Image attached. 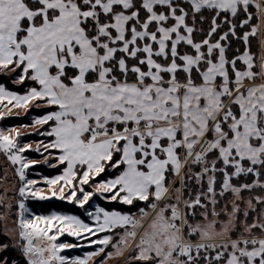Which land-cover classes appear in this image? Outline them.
I'll use <instances>...</instances> for the list:
<instances>
[{"label":"snow or ice","instance_id":"1","mask_svg":"<svg viewBox=\"0 0 264 264\" xmlns=\"http://www.w3.org/2000/svg\"><path fill=\"white\" fill-rule=\"evenodd\" d=\"M0 77V264H264V0H0Z\"/></svg>","mask_w":264,"mask_h":264},{"label":"rangeland","instance_id":"2","mask_svg":"<svg viewBox=\"0 0 264 264\" xmlns=\"http://www.w3.org/2000/svg\"><path fill=\"white\" fill-rule=\"evenodd\" d=\"M254 51H259V45L254 42ZM0 80H3L7 86L14 91L17 92H24L26 90V85H13L10 83L7 77H0ZM44 109H38L35 107H32L27 114L23 110L16 109L13 111L12 115L7 117L4 120H0V128L4 127H12L16 126L19 127L21 125L27 124L31 125L32 120L36 118L37 116L43 114ZM21 131L23 132V135L21 137V143L25 142H31L33 144V147H35V143L43 140L44 137H41L39 135H29V133H35L37 131L36 128L33 127H27V128H21ZM30 159L41 161L34 169H31L29 171V178L30 179H40L42 176H55L60 173V168H49L47 165H45L43 161V157L40 156L36 152H28L26 154ZM51 163H55V161H50ZM0 169H3L8 173L9 176V182L5 184V187L9 190L10 195H14V187L16 186V178L13 175L12 167L8 164L6 159L2 154H0ZM28 206L37 213L40 214H50L51 212H60L63 214H76L80 215L83 219L87 220L88 218L84 216L83 210L79 209L76 205L67 203L66 201H59L56 199H52L50 201L45 202H36V201H28ZM63 205L65 207H60L61 209L56 208V205ZM95 204H100L104 207H113V205H109L106 201L102 200L100 197H93V201L90 202L89 205H86L87 208L90 210H94ZM48 209V210H47ZM9 225L11 226L12 221H8ZM61 240L69 242V243H76L75 239L68 236L61 237ZM88 249H75L73 250L72 254H82L83 251ZM108 264H115V261H109Z\"/></svg>","mask_w":264,"mask_h":264},{"label":"trees","instance_id":"3","mask_svg":"<svg viewBox=\"0 0 264 264\" xmlns=\"http://www.w3.org/2000/svg\"><path fill=\"white\" fill-rule=\"evenodd\" d=\"M62 207H65V206H63V205H61ZM59 204L58 205H56L55 207L56 208H58V209H61L60 207H61ZM48 210V209H47Z\"/></svg>","mask_w":264,"mask_h":264}]
</instances>
